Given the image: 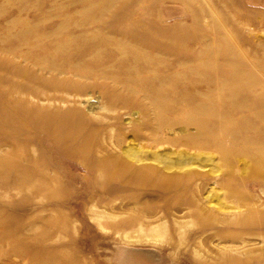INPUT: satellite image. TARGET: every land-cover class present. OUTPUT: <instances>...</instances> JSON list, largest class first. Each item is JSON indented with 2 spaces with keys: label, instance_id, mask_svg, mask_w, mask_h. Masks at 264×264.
Segmentation results:
<instances>
[{
  "label": "rangeland",
  "instance_id": "1",
  "mask_svg": "<svg viewBox=\"0 0 264 264\" xmlns=\"http://www.w3.org/2000/svg\"><path fill=\"white\" fill-rule=\"evenodd\" d=\"M102 1L106 0H0V158H10L15 162L16 156L22 152L21 157H27L29 160L24 163L31 165L33 170L53 171L43 176V181L47 182L48 187L40 189L18 187L14 174L6 171L0 174V264H198L192 257H175L172 247L168 244L160 246L126 243L116 231L117 223L123 228H129L128 220L141 216L146 208L155 211H167V208H170V226L175 233L173 213L178 208L186 207L175 200L190 198L193 196L192 192L164 190L158 187L141 188L120 180L100 177L96 170L70 156L63 145L60 146L48 132L28 126L21 128L20 124L8 122L4 116L7 112H16L21 121L24 119L23 112L27 115L33 111L40 115L66 112L82 114L88 130L96 131L97 140L105 137L111 143L108 135L113 131L115 139H118L115 141L121 144L124 151L130 149L141 156L144 154L148 160L152 159V156H158V159H162L163 166H169L171 172L192 165L198 166L200 172H204L202 192L205 195L211 193L207 199L209 202L216 203L219 200L221 205L227 204L221 189L225 175V157L220 150L221 142L209 140L208 137L198 139L195 143L187 140V136L199 131L204 133L206 130L187 124L186 117L192 108L185 107L182 103L197 104L211 100L208 107L218 112L232 111L234 119L237 120L236 126L239 130H247L250 137H254L259 128H264L251 113L255 109L260 110V102H256L259 104L256 107L252 97L244 101L246 106L241 109L233 104L245 100L248 95L227 103L225 100L229 93H224L223 96H218L217 93H195L197 90L205 91L207 83L199 81L198 76L196 78L193 75L194 78L191 73L185 76L187 69L180 67L178 61L174 64L176 60H170L167 64L173 65L169 69L157 62L146 66L138 65L137 63L147 57L131 59L129 55L122 54L121 49L114 47L107 40L103 42L102 39V36L106 37V33H112L124 24L145 22V19L154 20L162 28L177 31L182 38H190L189 41L184 39L186 42H178L176 49L182 52H195L207 45L210 50H218L217 53L225 50L226 53L233 46L235 55L238 52L248 54L249 60L240 56L239 59L248 62L247 66L253 67L254 52L257 51L258 56L264 53L261 47L264 43V0H229L237 3L238 15L229 8L226 10L225 3L228 0H128V11L132 15H125L126 12L120 5L127 0H120L113 7L102 9L106 16L103 17V22L94 28L78 27L81 16L99 12L97 4H102ZM207 6L212 9L216 7L218 13L221 8L220 20H227L228 27L211 29L212 20L208 18ZM240 10L243 12L240 13ZM117 12L123 14L121 19L116 20L114 17ZM253 14L256 15L251 17ZM195 15H198L197 20H194ZM239 16L240 20H236ZM251 23V26L248 25ZM27 25L30 28L35 26L36 35H51L54 32L55 35L37 42L34 34L29 37V45L23 42L21 44L18 37H11V34L21 31ZM80 34L87 35L90 45L101 40V43H104L102 52L96 54L94 50L90 51V55L87 45L81 46L80 41L69 40L70 36ZM156 37V41L160 43L175 45L172 39L166 41L158 35ZM60 45L68 48L57 49ZM70 48L73 51L68 50ZM150 48V54L159 51L158 46ZM141 49L144 50L142 46ZM69 53L75 55L72 59L75 62L72 63L68 59ZM45 59L54 63L63 73L54 69L50 72L40 69L50 66L49 64H33L42 63ZM213 59L222 61L217 54H213ZM191 60L190 63H193L194 60ZM136 64L139 66V72L133 74L129 68ZM177 70H181V74L173 73L172 81L161 88L156 76ZM249 70L243 69L244 72ZM128 74L135 79L132 78L133 81L130 82L122 81ZM221 75L214 77L213 88L220 83V77L226 78L225 74ZM28 80L33 83L47 81L49 85L45 88L49 90L46 96L40 94L33 97L14 91L16 86L28 85ZM258 80L263 86L256 89V93H264V76H260ZM236 84V93H248L247 90H242L244 88L240 83ZM132 88L136 91L133 92ZM16 93L21 97L16 96ZM162 97L167 100L163 117L176 121L177 125L168 126L164 123L159 127L160 131L156 132L157 125L151 124L148 119L149 108L152 103H161ZM173 103L177 105L171 111L168 108ZM101 104L115 106V110L101 109ZM156 137L162 141H149L157 140ZM229 146L227 143L226 147ZM157 148L159 150L155 155ZM107 151L115 153L111 152L110 148H107ZM253 153L255 155V152ZM95 154L100 155L96 151ZM230 156L237 164L236 174L247 175L249 170L253 172L254 161H251L250 157L240 152ZM19 161L22 162L21 158ZM168 169L166 170L169 171ZM161 177L159 174L155 180L160 181ZM31 178L34 179L33 176ZM247 181L251 193L262 194L261 188L252 183L257 179L251 178ZM104 209L122 215L116 220H105V228H102L93 216L95 212ZM252 239V242L245 245L246 250L264 247L263 237ZM218 242L220 241L216 240V244Z\"/></svg>",
  "mask_w": 264,
  "mask_h": 264
},
{
  "label": "bare ground",
  "instance_id": "2",
  "mask_svg": "<svg viewBox=\"0 0 264 264\" xmlns=\"http://www.w3.org/2000/svg\"><path fill=\"white\" fill-rule=\"evenodd\" d=\"M118 1L120 0H106L104 2L102 1V4H97L99 12H91L89 15H82L77 26L82 29L94 28L97 24L103 22V17L106 16L105 12H102V9H108L109 6L113 7ZM223 3L225 2L223 1ZM129 4L130 2L127 0L120 5L126 12L125 15H132L129 14L128 11ZM225 6L226 10L229 8L230 10H233V12H236H234L235 15H238L236 11L238 5L235 1L228 0L226 1ZM203 8H201V10H203ZM208 9V18L210 17L212 20L211 29L220 30L228 27L226 24L227 20L221 22V8H219V13L217 12L216 7L213 8L215 10H213L212 7H209ZM241 10L240 13L243 12H241ZM117 11L119 12V10ZM118 12L114 14L116 20L121 19L123 15L118 14ZM193 13L194 12H192V14ZM255 15H251V17H254ZM197 16L198 15L194 16V20L198 19ZM240 17L241 16H239L238 19L236 18V20H240ZM69 18L70 16L66 21L69 20ZM247 23L248 21L246 24ZM248 25L251 26L252 23ZM34 27L35 26H33L32 29L27 25L21 31L11 34V37H18L21 44L23 42L25 45H29V37L35 34ZM114 32L106 33V37L102 36L103 42L107 40L109 43L113 44L114 47L121 49L123 52L122 54L125 56L129 55L131 59H138L140 56L147 57V59L145 58L141 63H137L138 65L146 66L157 62L169 69L173 64L167 63L170 62V60H176L174 61V64L178 61L180 67H185L187 69L186 73L183 71L185 76H187L188 73H191L192 76L195 75L196 78L198 76L199 81H205L207 83V86L204 87L205 91L197 90L195 93H207V95L209 93H217L218 96H223L224 93H229L228 98L225 100L227 103L232 102V99L237 97L240 98L248 95V98H244L245 100L233 104L241 109L244 108L243 106H246L244 101L251 99L250 97L253 98L255 103L260 102V108H258L260 110L255 109L251 113L253 117L258 119V122L264 126V93H256V89L263 86L258 78L264 76V53L262 56H258L256 54L257 51L254 52L255 58H253L254 56L252 57L255 62L252 64L254 68L252 66H247L248 62L239 59L240 56L241 58L244 57L249 60L248 54L245 52L244 54H242L243 52H236L237 55H235L233 46H231L226 53H224L226 50L222 51L224 54L222 52L217 53L218 50H216V52L215 50H210V48L206 47L207 45L201 50L185 53L176 49V47L179 41H189V37L182 38L177 31H169L168 29L160 27L156 21H149L147 19H145V22L142 21L138 23L135 21L132 24H124L119 26ZM83 34L70 36L69 40L71 42L80 41L81 46L84 44L87 45V51L90 55V51L93 52L94 50H96V54L101 53L104 43H101L100 40L99 43H93L90 45V40L86 38L87 35ZM54 35L55 32L51 35H36L35 38L36 41L39 42L40 40H46V38ZM157 35L160 39L166 41L171 39L174 40L175 45L156 41ZM141 46L144 50L141 49ZM154 46H158L159 51L156 52V54H150V47ZM261 47L264 51V43L261 44ZM67 48L68 47H64L63 45L57 47V49L60 50ZM68 50L72 49L70 48ZM213 54H217L222 61H215V58L213 59ZM74 56L73 53H69L68 59L72 61ZM194 58H197V60L195 61ZM191 59L194 60L193 63H190V61H192ZM45 60L46 61L42 63L33 64L39 66L49 64L50 66L40 69L48 72L54 69V71L56 70L63 73V71L60 70V68L58 69L54 63L48 62L47 59ZM73 62L75 61L73 60L72 63ZM137 64L131 65L129 68L131 73L136 74V72H139V70L137 71V67H139ZM48 67L50 68L48 69ZM243 69L250 70L244 72ZM173 73L176 75L178 73L181 74V70L172 73L169 72L168 74L162 73L161 75L156 76L161 83V88L172 81L174 77ZM221 73L225 74L226 78L220 77L222 78L221 80H218L220 83L217 87L213 88L212 85L215 81L214 77L218 75L220 76ZM132 78L135 79L128 74V76H126L125 79H122V81L128 80L127 82H130L133 81ZM236 83H240L242 88H244L242 90H247L248 93H236ZM27 84L28 85L21 84L20 86L14 87V91L18 93H27L33 97H37L40 94H45L44 96H46V93L49 90H46L45 88L49 85L47 81L41 80L37 83H33V81L31 82L28 80ZM132 90L133 92L136 91L135 88H132ZM148 90L149 88L147 91ZM16 96H19V98L21 97L18 94ZM211 96L212 95H210V97ZM166 101V98L162 97L161 103H152L149 108L150 115L148 119L151 124L155 123L157 125L156 132L160 131L159 127L164 125V123L168 126L177 125L176 121H172V119H168L165 116L163 117ZM62 103H64L63 100ZM208 103H211V100L199 102L197 104L196 102H189L188 104L182 103L185 107L192 108L191 112H189L186 117L188 120L187 124L196 127L199 126L202 127L203 130H206L204 133L199 131L196 134L189 135L186 139L195 143L198 139H205L208 137L209 140L213 139V141L221 142L220 150L223 152L222 156L225 157V175L221 189L224 191L227 203L223 205L219 203V200H217L216 203H211L207 200L211 193L205 195L202 192V178L204 172H200L198 166L192 165L185 169L180 168L171 172V170H169L170 168L168 169L169 166L167 168L163 166L162 159H158V156H152V159L148 160L144 154L141 156L140 153L138 154V152L130 151V149L124 151L120 146L121 144L115 141H118V139H115L116 136L112 133L113 131L108 135L111 143H109L105 137H102L99 141L97 140L96 131L88 130L84 123L85 118L82 114L66 112L62 114L48 113L40 115L33 111L30 115H27L26 112H23V121L20 120L21 118L14 111L7 112L4 116L7 118L6 120L8 122L13 123L14 125L20 124L21 128L28 126L38 131L48 132L58 141L60 146L61 144L63 145V148L69 152L70 156L78 159L88 168L96 170L100 177H107L110 180H120L123 183H128L141 188L146 187L151 189L158 187L164 190L192 192L193 196L190 198L174 199L176 202L186 205L184 208L176 209L173 213L175 233L172 232L170 226V208H167V211H155V209L146 208L147 210L145 209L141 216H134L132 219L128 220L130 229L123 228L117 223L116 231L118 232L120 239L124 242L131 244L148 243L160 246L168 244V246L172 247V253L175 257L180 255H184L187 259L192 257L198 262V264H264V247L251 248L249 250L245 249V245L250 241L252 242V237H263L264 239V195H262L264 194V128H259L256 135L250 137L247 130H239L240 128L236 126L237 120L234 119L232 111L229 113L218 112L214 108L208 107ZM176 105L177 104L174 105L173 103L168 109L172 111L176 108ZM258 105L256 103L255 106L257 107ZM99 107L106 111L115 110V106L112 105L104 106V104H101ZM149 141L160 143L162 139L157 138V140L151 139ZM227 143L230 145L229 148L226 147ZM113 146H116L118 149L115 150L116 148ZM107 148H110L111 152L114 151L115 153L108 152ZM158 150L159 149L157 148L155 155H157ZM95 151L100 155H96ZM238 152L250 157L251 161H254L253 172L252 170H249L247 175L244 173L236 174L238 167L237 164L230 159V155ZM253 152H255V155ZM229 153L232 154L229 155ZM22 155L23 153L20 152L18 156H16L17 161L15 162L11 161L10 158H0V174H2L3 171L14 174L18 187L26 186L28 189L47 188L48 184L46 181H43L45 180L43 176H47V174L53 171L51 169H47V171L44 169L42 171L33 170L31 165H26L24 163L25 161L29 162V160L27 157H21ZM19 158H21L23 163L19 161ZM191 164L192 163H190V165ZM159 174L162 175V180L157 181L155 178H157ZM32 176L35 181L31 178ZM251 178L257 179V181H253L252 183L261 188L262 194H254L249 191L247 180ZM176 202L173 203L176 204ZM120 215L122 214L109 212L107 209H104L103 211L95 212L93 217L98 221L102 228H105V220H116ZM174 234H176V236ZM216 240L220 242L216 244ZM35 255H37V252Z\"/></svg>",
  "mask_w": 264,
  "mask_h": 264
}]
</instances>
